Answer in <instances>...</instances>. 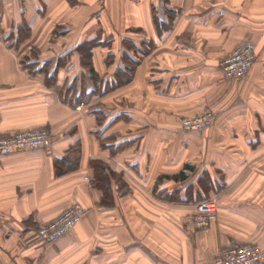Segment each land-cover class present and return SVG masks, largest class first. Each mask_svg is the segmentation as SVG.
Segmentation results:
<instances>
[{
	"label": "crops",
	"instance_id": "0c3cea01",
	"mask_svg": "<svg viewBox=\"0 0 264 264\" xmlns=\"http://www.w3.org/2000/svg\"><path fill=\"white\" fill-rule=\"evenodd\" d=\"M19 27L29 36L16 51L5 38ZM99 31L122 50L93 49L99 89L124 70L122 55L137 62L128 83L91 98L98 122L65 91L94 89L74 49ZM245 41L251 68L222 79L217 61ZM30 51L53 86L20 64ZM202 111L213 114L206 129L180 128ZM40 128L50 154H0V264H214L225 247L264 250V0H0V137ZM93 160L120 182L94 186ZM184 197L213 198L216 220L190 235L194 204L172 202ZM73 203L84 211L72 231L39 240V225Z\"/></svg>",
	"mask_w": 264,
	"mask_h": 264
},
{
	"label": "built area",
	"instance_id": "2783aa9c",
	"mask_svg": "<svg viewBox=\"0 0 264 264\" xmlns=\"http://www.w3.org/2000/svg\"><path fill=\"white\" fill-rule=\"evenodd\" d=\"M255 60L254 44L250 41L236 46L228 55L218 61L221 76L227 80L243 78ZM80 104L78 107H82ZM213 115L199 112L180 120L181 128L186 132L201 131L212 121ZM51 134L43 128L17 131L0 137V154H10L18 150L43 149L50 154ZM87 181L91 178L85 177ZM83 208L73 203L52 220L39 225L36 235L44 243H51L68 234L78 224ZM217 203L214 199H202L194 204L193 224L196 228L205 229L216 220ZM264 257V250L258 246L244 244L225 247L216 255L214 264H259Z\"/></svg>",
	"mask_w": 264,
	"mask_h": 264
},
{
	"label": "trees",
	"instance_id": "16d2710c",
	"mask_svg": "<svg viewBox=\"0 0 264 264\" xmlns=\"http://www.w3.org/2000/svg\"><path fill=\"white\" fill-rule=\"evenodd\" d=\"M29 36V30L25 27H19L16 29V31H13L7 35L5 38V41H7L10 48H13L14 50L17 51L19 49L20 44L24 42ZM112 42V37L108 38L106 41L104 40L103 42L100 41V31L99 33L94 36L91 39L84 40L80 44H78L74 51L78 53L79 57V64L81 67L86 68L89 71V76L90 80L92 83L95 85L94 89L91 90L88 94H84L83 91H77L74 87V85L66 86V91L65 94L67 95L69 92H71V97H72V106H77L81 104L82 102L87 103V108L91 109L93 113L97 116V120L99 122L100 118L102 117V114L96 109L97 103L92 102L91 98L98 94V95H103L108 91L113 90V88H116L118 86L124 85L128 83L132 77L133 73V68L137 62V60H129L125 55L121 56V61L125 62V67L123 71H116L114 74L115 80L111 83L105 84L104 87L98 88L97 87V82L99 81V77L97 73L94 70L93 67V62H92V51L95 47H98L100 45L104 47H109L110 43ZM127 46V43H126ZM140 50L138 51H146L144 47L139 48ZM72 51V50H70ZM36 51H30L26 53L25 55H22L20 57V64L22 65L23 68L27 69L29 73L33 74L35 72H42L45 75L46 83L48 86H53L54 81H55V73L50 74L48 72V65L49 62H44L43 64L38 61L36 57ZM70 56L69 52L61 55L60 57L57 58L56 60V65L57 67L61 66L62 64L65 63L66 57ZM106 64H110L114 62V55L113 54H107L105 57ZM73 86V87H72ZM109 141V140H108ZM110 146H112V142L109 141L108 143ZM119 148V147H118ZM117 149V148H116ZM115 149V150H116ZM110 153H113V150L110 151ZM113 155V154H112ZM59 163H63L62 161ZM58 163V172H64L60 167L62 164L59 165ZM65 163V162H64ZM92 164H94V169H95V177H94V186L100 188L102 191H108V183L110 178L115 179V182L117 183L118 181L120 182V175L116 174L112 170H108V173H106V166L100 162L99 160H93ZM71 166V165H70ZM73 166V165H72ZM70 168V167H69ZM185 177V175H184ZM205 199H210V198H205ZM109 199L107 198L106 201ZM104 201V202H106Z\"/></svg>",
	"mask_w": 264,
	"mask_h": 264
},
{
	"label": "rangeland",
	"instance_id": "374dc122",
	"mask_svg": "<svg viewBox=\"0 0 264 264\" xmlns=\"http://www.w3.org/2000/svg\"><path fill=\"white\" fill-rule=\"evenodd\" d=\"M108 38H110V37H106L104 40L106 41ZM129 45L127 44V47H128ZM109 47H110V49H109V51H122L121 49H117L116 48V46H114L113 44H112V42L110 43V45H109ZM108 47V48H109ZM108 50V49H107ZM106 50V51H107ZM119 62V61H118ZM126 62V61H125ZM125 62H122L123 64H125ZM242 79V78H241ZM240 80V79H239ZM203 184H206V183H203ZM205 188H206V186L205 185H203ZM172 187H174V185L173 186H169V188L171 189ZM191 189H188L187 190V188H186V191H190ZM186 197H188V196H186ZM205 198H209V197H204V198H202V199H205ZM173 199H175V200H173L172 202L174 203V205H176V206H178L179 208H180V206H183V208L185 209V210H187V208H188V205L189 204H194L196 201H192L191 202V200L190 199H187V198H183V200L181 199V198H179V199H177L176 200V198H173ZM200 200V199H199ZM178 202V203H177ZM178 204V205H177ZM190 207V206H189ZM187 214H185V216H186ZM194 215V214H193ZM193 215H192V217H193ZM190 220H191V223H190V227H191V229L189 228L188 229V231L190 232V235H191V233L193 234V233H196V232H199L200 230H203V229H199V228H196L195 226H194V224L192 223V219L190 218ZM206 229V228H205ZM174 238H175V236H174ZM264 261V257H263V259H262V261L259 263V264H262V262ZM159 264V263H158ZM162 264H164V263H162Z\"/></svg>",
	"mask_w": 264,
	"mask_h": 264
}]
</instances>
